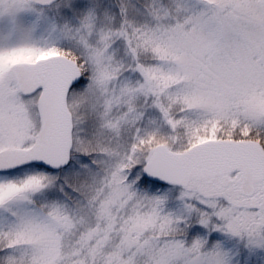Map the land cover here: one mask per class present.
<instances>
[{"label":"snow or ice","instance_id":"snow-or-ice-1","mask_svg":"<svg viewBox=\"0 0 264 264\" xmlns=\"http://www.w3.org/2000/svg\"><path fill=\"white\" fill-rule=\"evenodd\" d=\"M0 264H264V0H0Z\"/></svg>","mask_w":264,"mask_h":264}]
</instances>
